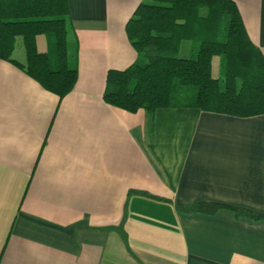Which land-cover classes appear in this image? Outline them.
<instances>
[{
	"label": "crops",
	"instance_id": "0c3cea01",
	"mask_svg": "<svg viewBox=\"0 0 264 264\" xmlns=\"http://www.w3.org/2000/svg\"><path fill=\"white\" fill-rule=\"evenodd\" d=\"M142 1L69 0L78 79L63 98L0 58V264H264V218L176 208L264 213V114L151 121L104 99L108 71L137 59L126 25ZM234 1L264 54V0Z\"/></svg>",
	"mask_w": 264,
	"mask_h": 264
},
{
	"label": "trees",
	"instance_id": "16d2710c",
	"mask_svg": "<svg viewBox=\"0 0 264 264\" xmlns=\"http://www.w3.org/2000/svg\"><path fill=\"white\" fill-rule=\"evenodd\" d=\"M69 21V0H0V58L63 98L78 79L77 41L69 54ZM126 31L137 59L125 69L108 71L104 99L109 104L133 113L144 109L151 121L163 107L240 117L264 114V54L249 37L234 0H143ZM41 34L45 51L37 44ZM131 193L163 199L145 190ZM176 208L187 213L229 208L264 218V213L218 202Z\"/></svg>",
	"mask_w": 264,
	"mask_h": 264
},
{
	"label": "rangeland",
	"instance_id": "374dc122",
	"mask_svg": "<svg viewBox=\"0 0 264 264\" xmlns=\"http://www.w3.org/2000/svg\"><path fill=\"white\" fill-rule=\"evenodd\" d=\"M42 37H45L44 35ZM46 39V38H44ZM67 39H68V42L70 43V47H69V54H72L74 52V45H75V42L76 41H73L70 37V33L67 32ZM186 46H189V42H183V47L185 48ZM183 48V49H184ZM217 72H218V59L215 58V61H214V70H213V73L214 75H217Z\"/></svg>",
	"mask_w": 264,
	"mask_h": 264
}]
</instances>
